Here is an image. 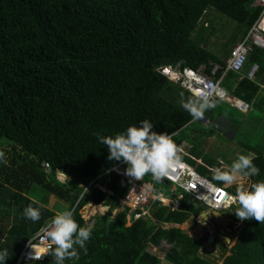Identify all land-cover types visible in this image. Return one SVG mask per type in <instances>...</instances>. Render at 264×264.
I'll return each mask as SVG.
<instances>
[{
    "label": "trees",
    "instance_id": "1",
    "mask_svg": "<svg viewBox=\"0 0 264 264\" xmlns=\"http://www.w3.org/2000/svg\"><path fill=\"white\" fill-rule=\"evenodd\" d=\"M212 10L235 20L241 39L262 7L253 0H0V151L7 159L0 164V249L8 250L5 264H54L48 253L18 261L26 242L54 216L49 196L69 205L78 226L92 224L86 251L74 245L79 259L65 264H216L211 253H200L198 240L166 226L182 224L202 209L187 194L175 208L154 200L149 216L126 223L128 207L119 209L118 202L125 185L108 170L119 161L106 159L107 149L94 135H113L147 118L154 130L170 134L180 160L202 176L211 180L210 169L219 167V160L231 163L212 153L222 146L219 137L210 139L216 132L213 119L230 115L222 108L231 106L220 100L204 113L210 124L192 122L179 106L180 93L190 92L158 71L164 65L203 66L214 79L221 76L233 45L213 54L199 41L210 27L206 17ZM252 63L258 64L253 79H238L228 70L220 86L229 96L264 108L259 92L264 50L254 45L243 71ZM214 64L219 68L211 74ZM253 146L260 172L249 183L264 180V154ZM246 148L239 147L241 153ZM36 188L42 191L39 198L32 195ZM227 189L234 193L232 186ZM89 203L108 208L87 221L80 208ZM29 204L43 205L36 222L22 216ZM234 207L226 216L236 237L229 247L215 241L220 264H264V223L237 219ZM162 241L169 245L163 258L147 250Z\"/></svg>",
    "mask_w": 264,
    "mask_h": 264
},
{
    "label": "clouds",
    "instance_id": "2",
    "mask_svg": "<svg viewBox=\"0 0 264 264\" xmlns=\"http://www.w3.org/2000/svg\"><path fill=\"white\" fill-rule=\"evenodd\" d=\"M262 24L264 27V19ZM169 78L174 79L175 77L173 75ZM225 92L226 91L219 87L218 84L212 87H197L193 89L187 97L183 92L180 93L179 106L189 114L191 121L195 122L203 117L205 111L214 109L217 106L218 101L223 100ZM227 97H229L228 94ZM94 135L97 142L106 147V159L123 162L126 165L125 174L134 177L137 180H140L145 174H150L152 179L156 182L162 181V178H171L172 166L177 164L180 160V148L174 142L172 137L164 132H157L154 130L153 122L149 121L147 118L142 119L135 124H130L122 131L113 135H101L99 133H95ZM255 159L256 153L247 150L243 153H237L230 164H225L223 160H219L218 163L220 166L210 169L211 180L221 182L227 189V187H231L238 181L250 177H256L259 174L260 169L253 163ZM0 164H7L4 151H0ZM60 179L63 180L64 177H60ZM213 189L214 186L209 187V191ZM228 192H225L224 194L222 207L220 210H216L224 211V214L220 216V219L226 215V209L234 205V210L231 212L235 214L237 219L241 221L254 219L259 222V224L264 223V180H256L249 183L246 187L240 183L236 187L234 194ZM169 205L172 208H175L173 205ZM178 205L179 204H177V206ZM197 205L201 206L202 209L209 206L204 202ZM100 206L102 208L103 205ZM41 207H43V205L33 207L32 204H29L25 206L22 210L23 218L32 222L38 221L40 219ZM127 224H129V222ZM225 230H228L230 233L232 232L231 229L224 226L221 229L222 235H225ZM42 232L43 236L41 239L44 246L38 248L35 245H31L34 250L33 258H39L42 254L48 253L51 255L54 264H65L66 259H79L80 253L74 245L78 246L81 250L86 251L85 242L88 241L91 236L92 224L78 226L73 219L72 211L63 210L53 216L50 223L42 230ZM224 235L223 238L225 239L227 236ZM213 239L211 242H207L206 240L207 244H213ZM230 239L232 241L234 240V238H229V240ZM161 243L166 244L162 241L159 244L160 246L157 245L158 248L163 247ZM209 250L212 249L209 247ZM8 257V250L0 249V264H5ZM18 261L20 260L18 259Z\"/></svg>",
    "mask_w": 264,
    "mask_h": 264
},
{
    "label": "built area",
    "instance_id": "3",
    "mask_svg": "<svg viewBox=\"0 0 264 264\" xmlns=\"http://www.w3.org/2000/svg\"><path fill=\"white\" fill-rule=\"evenodd\" d=\"M253 4L262 7L260 16L255 21V23L251 25L244 37L238 43H236V45L231 50L230 55L226 59L223 72L218 79H214L213 77L207 75L204 72L203 66H198L196 69L188 67L179 69L170 65H164L158 67V71L160 72V74L166 77L168 80L174 83H178L183 89L187 90L188 92H191L197 87H212L217 84L219 85V87H221L220 78L228 70L238 73V79H240L241 77L253 79L258 69V65L256 63H252L245 72L243 71V67L252 45L264 49V27L262 24L264 19V0H253ZM217 68H219V65L214 64L211 68V74H213L214 71L217 70ZM173 75L175 78L170 79L169 77ZM223 100L228 101L232 106L243 112L249 108L248 104L243 100L235 97H227L226 92ZM200 119L208 121V123H210V119L205 115H203V117ZM44 165L45 167L48 166L46 163ZM125 168L126 165L123 162H117L113 164L108 170L114 172L118 176L119 184L125 185V190L118 198V202L121 208L125 206L128 207V213L130 211L134 212L133 220L139 217L149 216L148 204L150 205V203L154 200H157L160 203L166 205V203L164 202L165 197L162 195L161 191H155L154 182L156 181L152 179L151 175L149 178H145L143 176L140 180H137L134 177L127 176L125 174ZM164 179L168 180L167 183L169 185H173L177 188L176 198L173 199L176 204H174L173 207H176L177 204H179L178 201L180 198H182L183 194H187L195 204H201L202 202H204L211 208L220 210V208L222 207L224 194L225 192H228L223 185L215 184L209 178L202 176L194 168L190 167L181 160H179L177 164H174L172 166L171 178L166 177ZM89 184L83 186V191L86 190ZM210 186H214V189L211 191H209ZM101 189L105 190L104 187H101ZM168 190L169 192H174V190H172L171 188H169ZM107 191L110 193L109 190ZM88 205L90 206L92 204L89 203ZM49 223L50 221L47 224H44L32 236V238L27 241L26 245L21 251L19 260H36L43 259L45 257L46 253L42 254L39 258L34 259V250L31 245H35L37 247L44 246V243L41 239V237L43 236L42 230Z\"/></svg>",
    "mask_w": 264,
    "mask_h": 264
},
{
    "label": "rangeland",
    "instance_id": "4",
    "mask_svg": "<svg viewBox=\"0 0 264 264\" xmlns=\"http://www.w3.org/2000/svg\"><path fill=\"white\" fill-rule=\"evenodd\" d=\"M206 17V16H205ZM208 19H210V27L206 28L207 30L205 31V33L202 36V39H200L199 41H201V45L203 47H205L207 50H209L210 52H212L213 54H221V48L224 47L225 45H233V47L235 46L236 42H238L240 40V37H237V23L235 20L226 17L224 14L218 12V11H214L212 10L211 12L208 13L207 17ZM205 18V20H206ZM235 39V41L231 44V42L233 41V39ZM233 49V48H232ZM231 49V50H232ZM223 112H226L227 109L222 108ZM230 112H232V115L230 116H226L228 119H235V120H239L242 119V117L240 116L239 113L235 112L234 110H230ZM202 123L205 124H210L208 123V121L202 120ZM214 131V130H213ZM219 137L220 139V144L222 143V146L219 145V147H216L217 152H220V158H227L228 161L229 160H233L236 156L237 153H241L239 147L240 144L238 142H236L235 140L232 141V139H227L221 135H218L217 132H213L212 137ZM212 138V140H213ZM225 138V139H224ZM239 138V137H237ZM211 139V136H210ZM209 139V141H210ZM240 141V140H239ZM251 142H255L257 141V139H251ZM241 142V141H240ZM256 143V142H255ZM254 144H251V146H253ZM254 147V146H253ZM215 151L212 150V153H214ZM215 152V153H217ZM244 152V151H243ZM210 153V151H209ZM236 153V154H235ZM231 160V161H232ZM225 164H227V162L225 160H223ZM57 177H65L64 174L62 173H57ZM66 178H64L63 180H65ZM61 180V179H60ZM244 180V179H243ZM238 181L237 183H234L236 185V187L238 186V184L242 183L244 186L245 184H247V182L245 181ZM156 184V183H155ZM173 185H169L166 186L164 184H159V191H161L162 195L165 197H170L171 196H175L176 197V193H177V188L174 187ZM164 188H166L164 190ZM169 188H171L172 190H174V192H169ZM232 188L235 190V188L232 186ZM37 189V192L35 194H32L34 198H39L40 196H42L41 194V189ZM157 191V190H155ZM47 207L49 209H51L54 212V215L57 214L58 212H61L63 210H68L69 205L66 204V202L61 201L60 199L53 197V196H49V202L47 204ZM93 206H89V205H85L83 207L80 208V212L82 213L83 217L85 220L87 221H92V216L96 213H102L101 211H103V209H101L100 205H95V208H93ZM117 210V209H116ZM115 213V209L112 211L111 215H114ZM193 218H195L198 222V224L200 225V227L203 229V233L202 236H199V241H200V245L201 248L199 249L200 253L202 255H206V256H210L211 258H214V261H216V264H220L221 259L217 258V255L220 254V248L219 245L215 243L214 240H220V242H222L224 245H227L229 247L230 244H232V240H227L222 239L221 235L218 236V229L217 227L213 226L210 229H207L205 226L207 225L205 221H203L202 219H198V216H193ZM127 219V218H126ZM189 220V219H188ZM221 221L223 220L225 227L227 226L228 222H229V218H227V216H223L221 219ZM128 223V219L127 222ZM184 223V222H183ZM88 224H91V222H89ZM181 228H185L184 224H181ZM220 226V225H219ZM236 231L233 230L231 233L228 230H225V235L229 238H235ZM209 235H212L213 239V244H207L206 240L207 237ZM235 236V237H234ZM212 244V245H211ZM161 245H163L162 248H158V246H150L148 245L147 250H149L151 253H155L157 254L159 257L163 258L165 251L169 248V245L167 244H163L161 243ZM209 247L213 250H209ZM219 252V253H217ZM207 253H211L210 255H208ZM161 264H167L166 262H164V260L162 261Z\"/></svg>",
    "mask_w": 264,
    "mask_h": 264
},
{
    "label": "crops",
    "instance_id": "5",
    "mask_svg": "<svg viewBox=\"0 0 264 264\" xmlns=\"http://www.w3.org/2000/svg\"><path fill=\"white\" fill-rule=\"evenodd\" d=\"M259 92H260L261 96L264 95L263 85H261V89ZM229 97H231V95ZM232 97H235V96H232ZM235 98H237V97H235ZM238 99H240V98H238ZM224 101L229 106H231V109H229V108L227 109L226 114L230 113V115H232V112H230V110H234L235 112L240 114L242 119L239 118V120H235V119L232 120V119H228L226 117L227 115L226 116L217 115V117H215V119H213V121H212V123L214 125L213 130H215L219 135L226 137L228 140L232 139V141L235 140L239 144L240 143L247 144V148L240 144L241 149L246 148L248 150H252L251 148L253 146H251V144H254V145H257V148L260 151H262V153L264 154V108L254 107L252 104H249V109L246 112H242V111L238 110L236 107L230 105V103L228 101H226V100H224ZM230 115L228 114V116H230ZM237 137H239V138H237ZM211 138H213V137L211 136ZM253 138L257 139V141H255L256 143L250 141ZM214 139L215 138H213V140ZM215 152H217V150H215ZM215 154H216L217 159L220 158V156H219L220 154H218V152ZM231 160H229V161H231ZM243 181L247 182V184H245V187H246L249 184L250 180H249V178H247V179H244ZM161 182L162 181L154 182L155 190H157V191L159 190V184L163 183L164 185H168L167 183H164V182L161 183ZM155 183L158 184L157 187L155 186ZM232 186H235L234 188L236 189L235 184H233ZM164 190H165V188H164ZM234 193H235V190H234ZM174 198H176V197L170 195V197H165L164 202L166 203V205H169V204L174 205V204H176L173 200ZM93 205L94 204H92L91 206H93ZM148 206H149V204H148ZM119 208H121V207H119ZM101 212H103V211H101ZM205 222L207 224L205 226L207 229H210L213 226H215V227L219 228L218 229V233H219L218 236H220V234L222 235L221 229H222V227L225 226L223 220L222 221L219 220V222H217V224L216 223L214 224V221H212V220H210V221L205 220ZM182 224H184V227H185V228H183L184 231H186L189 235H191L194 238H196L197 240H199V236H202L203 229L200 227V225L198 224L196 219L193 218V216H190L189 220L188 219L185 220L184 223H182ZM166 226H170V227L175 226V227L181 228L182 225L169 223ZM221 237H222V239H224L223 236H221Z\"/></svg>",
    "mask_w": 264,
    "mask_h": 264
},
{
    "label": "water",
    "instance_id": "6",
    "mask_svg": "<svg viewBox=\"0 0 264 264\" xmlns=\"http://www.w3.org/2000/svg\"><path fill=\"white\" fill-rule=\"evenodd\" d=\"M162 182L164 183H167V180L166 179H161ZM103 208V211L106 210L108 208V206L106 205H103L102 206ZM224 214V211H216L214 209H212L211 207L209 206H206L204 207L203 209H201L199 212H198V217L201 218L203 221H214V224L217 222H219V219H220V216ZM127 219H128V222H132L133 219H134V212L133 211H130L128 216H127ZM113 220V216H110L109 218H107L106 222H105V227H106V231H108L109 229V225H110V222ZM212 235H209L207 237V242H211L212 241ZM227 240H229L228 237H226Z\"/></svg>",
    "mask_w": 264,
    "mask_h": 264
},
{
    "label": "bare ground",
    "instance_id": "7",
    "mask_svg": "<svg viewBox=\"0 0 264 264\" xmlns=\"http://www.w3.org/2000/svg\"><path fill=\"white\" fill-rule=\"evenodd\" d=\"M95 206V205H94ZM93 208H95V207H93ZM37 247V246H36ZM39 248V247H38Z\"/></svg>",
    "mask_w": 264,
    "mask_h": 264
}]
</instances>
